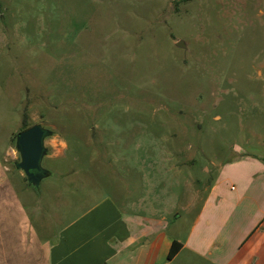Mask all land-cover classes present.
Instances as JSON below:
<instances>
[{"label":"rangeland","instance_id":"1","mask_svg":"<svg viewBox=\"0 0 264 264\" xmlns=\"http://www.w3.org/2000/svg\"><path fill=\"white\" fill-rule=\"evenodd\" d=\"M34 123L52 130L33 190L55 231L107 196L184 232L219 167L264 155V0H0V166L17 181Z\"/></svg>","mask_w":264,"mask_h":264},{"label":"crops","instance_id":"2","mask_svg":"<svg viewBox=\"0 0 264 264\" xmlns=\"http://www.w3.org/2000/svg\"><path fill=\"white\" fill-rule=\"evenodd\" d=\"M241 158L245 167L218 168L191 197L187 229L170 234L166 215L107 196L55 231L22 172L17 181L0 166V264H264V155ZM172 240L181 246L168 259Z\"/></svg>","mask_w":264,"mask_h":264},{"label":"water","instance_id":"3","mask_svg":"<svg viewBox=\"0 0 264 264\" xmlns=\"http://www.w3.org/2000/svg\"><path fill=\"white\" fill-rule=\"evenodd\" d=\"M176 46L183 47V41L175 42ZM52 134V130L38 123L31 124L14 137V149L18 153L15 168L20 170L28 184L37 187L42 178L49 176L50 171L41 165V159L47 154L44 138Z\"/></svg>","mask_w":264,"mask_h":264},{"label":"trees","instance_id":"4","mask_svg":"<svg viewBox=\"0 0 264 264\" xmlns=\"http://www.w3.org/2000/svg\"><path fill=\"white\" fill-rule=\"evenodd\" d=\"M27 126H29V125L25 124L23 126V128H25ZM180 246H181L180 242H178L176 240H172L170 247H169V250H168V254H167L168 259H170L178 251Z\"/></svg>","mask_w":264,"mask_h":264},{"label":"clouds","instance_id":"5","mask_svg":"<svg viewBox=\"0 0 264 264\" xmlns=\"http://www.w3.org/2000/svg\"><path fill=\"white\" fill-rule=\"evenodd\" d=\"M62 147H66V143H64L63 141L60 142Z\"/></svg>","mask_w":264,"mask_h":264}]
</instances>
